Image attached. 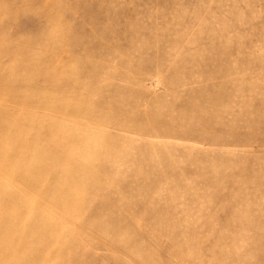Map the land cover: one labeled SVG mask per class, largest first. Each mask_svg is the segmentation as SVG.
<instances>
[{"label": "rangeland", "instance_id": "rangeland-1", "mask_svg": "<svg viewBox=\"0 0 264 264\" xmlns=\"http://www.w3.org/2000/svg\"><path fill=\"white\" fill-rule=\"evenodd\" d=\"M0 264H264V0H0Z\"/></svg>", "mask_w": 264, "mask_h": 264}]
</instances>
